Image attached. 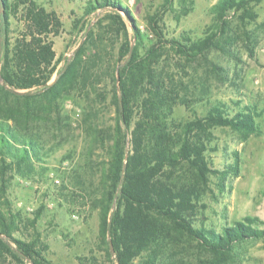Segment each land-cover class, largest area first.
<instances>
[{"label": "rangeland", "instance_id": "374dc122", "mask_svg": "<svg viewBox=\"0 0 264 264\" xmlns=\"http://www.w3.org/2000/svg\"><path fill=\"white\" fill-rule=\"evenodd\" d=\"M36 1L48 12H55L62 24L59 33L51 38L59 58L55 72L59 73L77 47L87 41L84 69L77 83L70 85L58 101L64 119L62 135H43L46 143L60 142V147L48 151L44 163L34 162L27 177H11L0 206L3 211L9 208L15 216L14 236L35 242L54 264H114V250L110 257L106 255L110 238L101 230L106 187L102 174L110 161L109 147L115 134L111 94L116 59L126 41L131 47L135 45L133 31L123 14L127 38L108 10L97 9L85 15L87 3L95 0ZM110 1L127 8L134 18L142 35V54L157 41L150 25L153 15L161 16L156 20L165 42L196 40L214 25L213 7L219 0H173L165 12V0ZM1 11L0 7V14ZM253 12L256 18H246L244 22L238 14L230 13L225 32L217 36V46L204 56L187 59L171 44H164L162 48L157 46L159 51L154 57V69L174 100L165 119L170 134L179 133L186 122L195 115H205L209 106L218 102L228 106L231 115L247 106L259 113L256 122L260 133L245 140L228 127L210 129L206 159L211 168L227 174H211L207 185L199 187L195 225L217 232L245 216L264 220V0L253 7ZM19 16L20 13L10 18L13 39L23 29ZM88 33H92L90 38ZM83 77L89 78L93 89L82 86ZM136 114L135 109L129 130L122 127L126 140L130 139ZM128 146L124 144L125 153ZM186 171L174 170L172 178L188 176ZM5 201L10 203L8 207ZM113 208L111 205L108 216ZM168 230L175 236L169 225ZM163 232L166 242L161 261L165 264H207L205 261L211 259L196 245L179 236L173 240ZM141 262L137 258L134 264ZM225 264H264V238L236 246L233 257Z\"/></svg>", "mask_w": 264, "mask_h": 264}, {"label": "trees", "instance_id": "16d2710c", "mask_svg": "<svg viewBox=\"0 0 264 264\" xmlns=\"http://www.w3.org/2000/svg\"><path fill=\"white\" fill-rule=\"evenodd\" d=\"M261 1L219 0L213 7L214 25L196 40L165 42L156 20H161V16L155 14L150 25L157 41L142 54L139 51L142 35L127 8L110 0L87 3L85 15L97 9L108 10L109 17L120 25L127 38L123 21L126 17L136 42L131 47L126 41L118 51L111 94L116 114L115 134L109 147L110 161L102 174L106 187L101 230L110 238L114 264H134L137 258L142 259L141 264H165L161 261L166 242L163 231L173 240L177 241L179 236L207 252L211 256L205 261L207 264H225L233 257L236 246L264 238V220L256 216H245L220 232L195 225L199 187L207 185L211 174L221 177L227 174L211 168L206 159L210 129L228 127L241 133L245 140L260 133L256 122L259 113L247 106L231 115L228 106L218 102L211 104L205 115H195L186 122L179 133L170 134L165 119L174 100L153 66L157 46L162 48L164 44H171L187 59L204 56L217 46V36L225 32L230 13L238 14L242 22L246 18L254 20L253 7ZM172 2L165 0L163 12ZM0 7L1 198L5 197L11 177H27L34 162L44 163L48 151L60 147V142L46 143L43 135L53 138L62 135L64 119L58 101L70 85L77 83L84 69L87 41L77 47L72 59L56 73L59 58L51 38L62 26L56 13L48 12L36 0H16L13 4L11 0H0ZM187 12L185 9L184 13ZM18 13L23 29L13 39L10 18ZM91 36L92 33L87 34V38ZM54 74H59L55 81ZM88 85L89 78L83 77L82 86L86 89ZM89 86L93 89L92 84ZM135 109L137 118L130 139L126 140L127 133L122 127L131 128ZM125 143H129L126 153ZM181 169H186L188 176L172 178L174 170ZM4 205L8 207L10 203L5 201ZM111 205L114 208L108 216ZM16 223L10 209L3 211L0 206V264H54L35 242L14 236ZM168 225L175 236L170 235ZM106 255L111 256L109 248Z\"/></svg>", "mask_w": 264, "mask_h": 264}, {"label": "water", "instance_id": "95a60500", "mask_svg": "<svg viewBox=\"0 0 264 264\" xmlns=\"http://www.w3.org/2000/svg\"><path fill=\"white\" fill-rule=\"evenodd\" d=\"M59 77V74L58 75H56V77L54 78V80L53 81H55L57 78ZM1 236V235H0ZM112 245H111V243H110V251L112 252Z\"/></svg>", "mask_w": 264, "mask_h": 264}]
</instances>
